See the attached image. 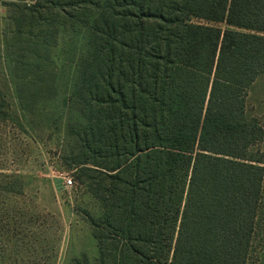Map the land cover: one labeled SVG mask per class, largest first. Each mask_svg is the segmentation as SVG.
Returning <instances> with one entry per match:
<instances>
[{
	"label": "trees",
	"instance_id": "1",
	"mask_svg": "<svg viewBox=\"0 0 264 264\" xmlns=\"http://www.w3.org/2000/svg\"><path fill=\"white\" fill-rule=\"evenodd\" d=\"M103 5L94 29L102 66L80 81L76 132L95 167L81 175L104 209L90 219L97 264H255L264 153L254 149L264 127L248 119L247 99L264 76V0ZM24 196L21 175L0 173L1 200ZM8 214L9 243L20 234L9 232Z\"/></svg>",
	"mask_w": 264,
	"mask_h": 264
},
{
	"label": "rangeland",
	"instance_id": "2",
	"mask_svg": "<svg viewBox=\"0 0 264 264\" xmlns=\"http://www.w3.org/2000/svg\"><path fill=\"white\" fill-rule=\"evenodd\" d=\"M103 4L1 3L0 89L9 121L0 123V173L21 175L25 196L0 199V219L8 209L9 232L20 234L8 243L5 222L0 223V264H74L83 256L97 264L99 247L90 219L100 218L104 209L81 175L95 167L76 132L85 123L80 81L85 75L90 80L102 66L100 35L94 29ZM247 117L264 127V76L249 91ZM258 150L264 153V142ZM33 242L37 251L31 256ZM254 260L264 264V240L255 248Z\"/></svg>",
	"mask_w": 264,
	"mask_h": 264
},
{
	"label": "built area",
	"instance_id": "3",
	"mask_svg": "<svg viewBox=\"0 0 264 264\" xmlns=\"http://www.w3.org/2000/svg\"><path fill=\"white\" fill-rule=\"evenodd\" d=\"M68 184H69V185H73V181H72V180H69V181H68Z\"/></svg>",
	"mask_w": 264,
	"mask_h": 264
}]
</instances>
